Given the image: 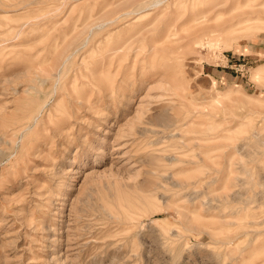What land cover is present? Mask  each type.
I'll list each match as a JSON object with an SVG mask.
<instances>
[{
	"label": "rangeland",
	"instance_id": "1",
	"mask_svg": "<svg viewBox=\"0 0 264 264\" xmlns=\"http://www.w3.org/2000/svg\"><path fill=\"white\" fill-rule=\"evenodd\" d=\"M152 1L0 0V264H264V0Z\"/></svg>",
	"mask_w": 264,
	"mask_h": 264
},
{
	"label": "bare ground",
	"instance_id": "2",
	"mask_svg": "<svg viewBox=\"0 0 264 264\" xmlns=\"http://www.w3.org/2000/svg\"><path fill=\"white\" fill-rule=\"evenodd\" d=\"M62 1V0H61ZM161 1L162 0H154V1H152L151 2V5H159L160 3H161ZM192 3V2H191ZM209 12V10L208 11H204V10H202V11H200V12H197V13H195L193 16H192V18H191V20H190V22L194 25V28H196V27H198L199 26V28L200 29H203V28H206V27H208L207 25H206V23L209 21V18H208V13ZM183 14H180V16H182ZM118 18V17H117ZM250 20V18H248V19H244V20H241V21H249ZM108 21V20H107ZM107 21H102L101 22V24L103 25V24H105ZM98 26V25H97ZM91 30H92V28H91ZM210 32H212L213 34H212V37H216V36H218V37H220L221 35H222V32H223V30H219V29H212V30H209ZM92 32V31H91ZM175 32V31H174ZM168 34H171L170 32L168 33ZM110 37V36H109ZM198 38V37H197ZM196 38V39H197ZM219 40H221V39H218L217 41H219ZM161 42V41H160ZM198 42H200L199 40H196V43H198ZM195 43V44H196ZM219 43V42H218ZM151 46V45H150ZM155 47V46H154ZM69 47L68 46H66V47H64V49H62V51L59 53V55H58V57H62L64 54V52L68 49ZM166 49V48H165ZM55 52V51H54ZM63 58V57H62ZM67 60V59H66ZM55 74H58L56 71H51V75H55ZM59 76V75H58ZM119 146V145H118ZM120 148V147H119Z\"/></svg>",
	"mask_w": 264,
	"mask_h": 264
}]
</instances>
